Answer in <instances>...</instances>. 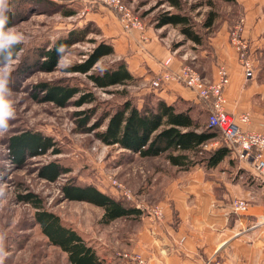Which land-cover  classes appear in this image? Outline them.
Instances as JSON below:
<instances>
[{"label":"rangeland","instance_id":"rangeland-1","mask_svg":"<svg viewBox=\"0 0 264 264\" xmlns=\"http://www.w3.org/2000/svg\"><path fill=\"white\" fill-rule=\"evenodd\" d=\"M27 1L31 3L27 4L25 0H9L10 12L21 15L5 30H12L23 39L19 42L22 48L12 59L7 74L8 91L5 99L11 104L14 115L8 119L7 130L0 132V264H68L65 255L49 245L40 233L38 225H35L32 218L34 210L18 200V195L26 192H32L40 197L44 207L57 214L63 225L74 229L87 244H91L97 255L103 256L102 262L107 264L111 259L119 260L118 254L134 249L133 240L143 226V220L121 218L103 225L99 223L101 208L82 201L64 199L61 187L67 182L79 186L91 184L103 190L102 192L118 198L119 191L112 186V182L116 181L127 188L134 198L142 200L144 205L153 206L160 202L163 188L170 183L173 175H177L176 171L179 169L173 171L163 155L152 158L134 155L131 157L122 149L102 144L94 136V132L102 131L106 120L91 132H85L77 127L76 119L79 116L75 115L76 112L91 109L93 114L90 115L87 124L90 126L104 112L114 109L122 99L121 92L124 87L96 88L92 86L86 74L68 71L72 65L86 58V54L93 47V44L88 42L89 39H107L113 44V39L107 36L106 31L112 28V24L115 25L116 18L119 21L114 11L99 0ZM122 1L139 18L146 31L149 29L156 33L158 30L159 33L156 35L161 36L170 49H177V55H183V51L193 53V50H198V47L194 49L190 43L183 40L178 28L170 25L155 27V18L158 14L164 9L173 11L166 4H161L160 0ZM182 1L181 12L192 17L195 28L203 34L206 42H210L214 31L220 29L222 25L226 26V31L229 33L235 22L242 17L247 21L249 19L250 32L254 28L264 27V19L261 15L249 17L247 16L249 9H245H259L264 14V4L258 0H234L230 3L215 1L214 10L217 17L210 29L203 27L209 7L198 5L204 0ZM65 8L74 9L75 14L65 16L63 14ZM85 26H88L92 32L85 36L83 42L72 45L59 58L52 71H41L36 67L37 48H48L57 39L66 36L68 31ZM246 38L253 63V76L248 80L255 78L257 83L262 85L264 84V41H262L264 31L261 33L257 30L256 33L251 34V37L247 31ZM206 50L210 52L209 49ZM209 55L213 56L211 53ZM116 61L119 60L115 53L104 56L92 70L101 73L102 70L111 68ZM4 65L5 63L0 64V69H3ZM59 80L77 85L82 90L91 91L95 101L75 107L72 103L74 97L65 107H57L33 97L35 87L39 83ZM139 87L140 82L133 81L126 88L135 104L155 102L151 99V89L139 95ZM180 108L185 107L180 105ZM198 111L200 109H194V115H197ZM24 130L37 131L50 137L59 152L54 154L49 149L44 154L26 158L23 165H16L8 154L6 141L11 135ZM50 162L70 171L49 182L39 177L38 171ZM255 177L264 182L257 175ZM143 213L142 211L141 215H144ZM219 260L222 262L221 259Z\"/></svg>","mask_w":264,"mask_h":264},{"label":"crops","instance_id":"crops-1","mask_svg":"<svg viewBox=\"0 0 264 264\" xmlns=\"http://www.w3.org/2000/svg\"><path fill=\"white\" fill-rule=\"evenodd\" d=\"M258 1L264 4V0ZM245 9H249L247 16L261 15L264 19L259 9ZM243 19L242 35L246 41L247 31L250 37L257 30L264 31L262 27L250 32L249 19ZM106 32L113 39L117 59L125 64L135 81L140 82L139 95L149 91L150 81L157 76L161 62L167 57L172 58V71L189 64L210 82L217 78V67L224 65L228 71V84L223 88L225 111L233 116L247 113L249 122L242 128L264 134V84L257 83L255 78L248 80L244 77L225 25L214 31L210 42L204 41L201 45L183 38L198 50H193V53L183 51L180 56L176 54L177 49H170L163 38L156 35L158 30L155 33L144 29L142 34L126 32L116 18L115 25L112 24ZM151 91L154 101L162 100L181 110L184 108L180 105L190 108L192 116L194 109L202 110V122H207L209 103L201 101L189 88L169 82ZM217 142L214 140L203 148H215ZM229 160H233V166ZM171 167L173 171L179 169L177 175H173L170 183L163 188L160 202L154 204L161 208L162 219L152 225L145 213L141 215L144 224L135 234L132 251L141 253L147 264H203L213 256L224 264H264V182L255 177L250 164L231 154L216 168L207 169L203 164L186 169ZM234 198L248 201L249 207L244 215L231 211L230 202ZM133 203L146 206L137 197ZM98 257L103 260V256ZM109 262L107 264H124L120 259Z\"/></svg>","mask_w":264,"mask_h":264},{"label":"trees","instance_id":"trees-1","mask_svg":"<svg viewBox=\"0 0 264 264\" xmlns=\"http://www.w3.org/2000/svg\"><path fill=\"white\" fill-rule=\"evenodd\" d=\"M215 1L217 0H204L198 4L209 7L203 22V27L206 29L212 27L217 17L214 10ZM219 1L230 3L234 0ZM25 2L31 3L27 0ZM160 3L166 4L173 11L164 9L158 14L155 18L156 28L170 25L179 29L184 40L199 45L204 43V36L195 28L192 17L181 12L182 0H160ZM10 4L12 5L13 2ZM63 14L71 16L75 14V10L65 8ZM6 15L8 19L4 30L12 26L21 14L9 10ZM89 32L92 31L88 26L74 28L68 31L66 36L53 42L50 47L37 48L36 67L41 71H52L59 58L72 45L83 42ZM88 42L92 43L93 47L86 54V58L82 62L72 65L68 71L86 74L92 86L96 88L106 89L112 86H122L124 90L121 92V102L114 109L104 112L90 126L87 124L90 115L93 114L92 110L76 112L75 115L79 116L76 119L77 127L85 132H91L99 128L101 123L106 120L104 129L94 132V136L102 144L122 149L131 157L134 155L141 158H152L163 155L169 165L180 167V169H186L196 164H203L207 169L216 168L225 158L236 154L233 146H228L223 142L218 128H210L207 126V122H202V110L192 116L189 112L190 108L177 109L175 105L167 104L162 100L143 102L141 106L135 104L126 89L135 79L122 61H116L111 68L102 70L101 73H95L92 70L100 58L114 53L113 45L107 39L102 38L99 40L89 39ZM21 48L20 43L13 46L12 59ZM60 49L63 51H58ZM4 55L0 54V64L6 63ZM35 90L33 97L40 101L50 102L57 107H65L74 97L72 103L75 107L95 101V96L91 91L82 90L77 85H70L62 80L51 83L41 82L35 87ZM80 115L82 116L80 117ZM214 140H218L215 148L209 150L203 148L205 144ZM6 143L8 154L16 165H23L26 158L44 154L49 149L54 154L59 152L50 137L37 131H20L7 138ZM229 164L233 166V160H229ZM69 171L68 168L50 162L39 169L38 175L53 182L60 175L67 174ZM61 192L66 200L82 201L101 208L102 215L99 223L103 225L121 218L138 219L142 214L139 209L134 208L121 196L117 198L104 193L91 184L79 186L67 182L61 187ZM17 198L34 210L32 218L35 225H38L40 233L46 238L49 245L65 253L69 264H102L95 249L87 244L74 229L63 225L57 214L48 211L40 197L32 192H26L19 194Z\"/></svg>","mask_w":264,"mask_h":264},{"label":"built area","instance_id":"built-area-1","mask_svg":"<svg viewBox=\"0 0 264 264\" xmlns=\"http://www.w3.org/2000/svg\"><path fill=\"white\" fill-rule=\"evenodd\" d=\"M118 16L119 22L126 32L137 31L140 34L144 31V25L134 15L126 3L122 0H99ZM244 19L240 18L229 32V43L234 48L237 61L246 79L253 76V63L249 55V46L243 38ZM171 57L161 62V70L155 78L150 81V89L155 90L169 82H176L193 91L197 98L209 102L210 110L207 117V126L218 128L223 142L233 146L236 156L240 161L247 162L255 174L264 180V134L256 131H249L242 128L249 122L247 113L233 116L225 111V97L223 88L228 84V71L224 65L217 67V78L210 82L204 79L193 66L182 65L179 70L172 71L170 68ZM112 186L119 191V195L134 202V195L121 183L112 182ZM136 209L143 211L152 225L162 219V210L159 206L141 207L135 205ZM249 207L247 200L234 198L230 202L231 211L235 214L244 215ZM124 264H147L145 257L136 251H127L118 254ZM203 264H223L216 257H210Z\"/></svg>","mask_w":264,"mask_h":264},{"label":"clouds","instance_id":"clouds-1","mask_svg":"<svg viewBox=\"0 0 264 264\" xmlns=\"http://www.w3.org/2000/svg\"><path fill=\"white\" fill-rule=\"evenodd\" d=\"M9 11V0H0V54H5L4 68L0 69V132L7 130L8 119L14 115L11 104L5 99L7 89V74L12 62V48L18 44L23 37L14 31H5L7 23L6 13ZM58 51H63L60 49Z\"/></svg>","mask_w":264,"mask_h":264}]
</instances>
